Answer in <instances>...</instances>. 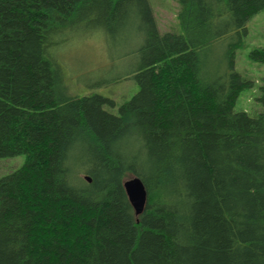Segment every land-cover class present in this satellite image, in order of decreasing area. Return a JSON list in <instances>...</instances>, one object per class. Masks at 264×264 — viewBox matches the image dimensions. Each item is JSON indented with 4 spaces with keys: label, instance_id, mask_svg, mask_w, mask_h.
<instances>
[{
    "label": "trees",
    "instance_id": "obj_1",
    "mask_svg": "<svg viewBox=\"0 0 264 264\" xmlns=\"http://www.w3.org/2000/svg\"><path fill=\"white\" fill-rule=\"evenodd\" d=\"M178 3L181 33L161 32L148 0H0V158L26 155L0 178V264H264V86L260 113L234 111L252 86L240 42L208 57L264 0ZM134 22L140 90L118 114L71 93L68 35ZM131 176L148 191L140 216Z\"/></svg>",
    "mask_w": 264,
    "mask_h": 264
},
{
    "label": "rangeland",
    "instance_id": "obj_2",
    "mask_svg": "<svg viewBox=\"0 0 264 264\" xmlns=\"http://www.w3.org/2000/svg\"><path fill=\"white\" fill-rule=\"evenodd\" d=\"M148 1L161 32H182L178 0ZM136 26L137 22H134L111 33L78 28L68 35L56 56L71 93L80 96L101 94L115 102L105 108L114 114L119 113V107L140 90L133 77L141 65L138 51L141 38ZM237 34L233 31L219 40L208 52V57L212 62H223L232 43L240 42L236 49L235 70L251 81L252 86L242 90L234 111L254 116L263 110L258 98L264 86V63L254 61L250 52L264 48V11L247 22L241 39ZM25 160V154L0 158V178L21 167Z\"/></svg>",
    "mask_w": 264,
    "mask_h": 264
},
{
    "label": "water",
    "instance_id": "obj_3",
    "mask_svg": "<svg viewBox=\"0 0 264 264\" xmlns=\"http://www.w3.org/2000/svg\"><path fill=\"white\" fill-rule=\"evenodd\" d=\"M85 178L91 182L89 176H85ZM123 185L136 216H140L148 203V191L144 182L138 176H131L124 180Z\"/></svg>",
    "mask_w": 264,
    "mask_h": 264
},
{
    "label": "bare ground",
    "instance_id": "obj_4",
    "mask_svg": "<svg viewBox=\"0 0 264 264\" xmlns=\"http://www.w3.org/2000/svg\"><path fill=\"white\" fill-rule=\"evenodd\" d=\"M85 176H89V175H87V174H85V173L82 174V177H83L85 180H87V179L85 178ZM89 177H90V176H89Z\"/></svg>",
    "mask_w": 264,
    "mask_h": 264
}]
</instances>
